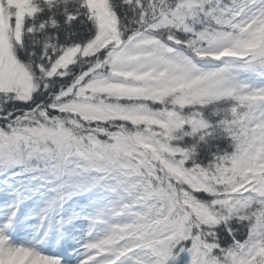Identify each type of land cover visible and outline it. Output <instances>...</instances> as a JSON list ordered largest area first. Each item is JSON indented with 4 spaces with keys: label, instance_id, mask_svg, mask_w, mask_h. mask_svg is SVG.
<instances>
[{
    "label": "snow or ice",
    "instance_id": "snow-or-ice-1",
    "mask_svg": "<svg viewBox=\"0 0 264 264\" xmlns=\"http://www.w3.org/2000/svg\"><path fill=\"white\" fill-rule=\"evenodd\" d=\"M0 264H264V0H0Z\"/></svg>",
    "mask_w": 264,
    "mask_h": 264
}]
</instances>
